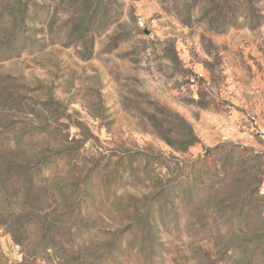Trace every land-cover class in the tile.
<instances>
[{
	"label": "rangeland",
	"instance_id": "1",
	"mask_svg": "<svg viewBox=\"0 0 264 264\" xmlns=\"http://www.w3.org/2000/svg\"><path fill=\"white\" fill-rule=\"evenodd\" d=\"M261 0H0V264H264V120L194 72Z\"/></svg>",
	"mask_w": 264,
	"mask_h": 264
},
{
	"label": "crops",
	"instance_id": "2",
	"mask_svg": "<svg viewBox=\"0 0 264 264\" xmlns=\"http://www.w3.org/2000/svg\"><path fill=\"white\" fill-rule=\"evenodd\" d=\"M264 18V0H261ZM253 40L239 41V32L204 33L205 49L194 57V72L209 83L212 95L226 99V112L238 120H264V20ZM213 83V82H212Z\"/></svg>",
	"mask_w": 264,
	"mask_h": 264
}]
</instances>
